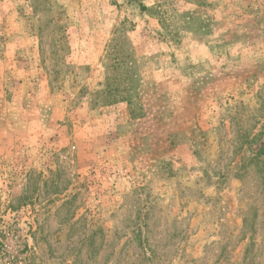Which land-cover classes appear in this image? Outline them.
<instances>
[{
    "label": "rangeland",
    "instance_id": "1",
    "mask_svg": "<svg viewBox=\"0 0 264 264\" xmlns=\"http://www.w3.org/2000/svg\"><path fill=\"white\" fill-rule=\"evenodd\" d=\"M0 264H264V0H0Z\"/></svg>",
    "mask_w": 264,
    "mask_h": 264
}]
</instances>
